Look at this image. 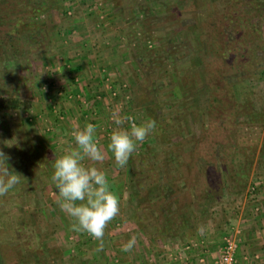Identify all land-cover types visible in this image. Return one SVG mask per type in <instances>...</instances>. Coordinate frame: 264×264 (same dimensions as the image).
<instances>
[{"label":"rangeland","instance_id":"rangeland-1","mask_svg":"<svg viewBox=\"0 0 264 264\" xmlns=\"http://www.w3.org/2000/svg\"><path fill=\"white\" fill-rule=\"evenodd\" d=\"M113 113L156 121L124 167ZM86 122L120 200L100 252L51 180ZM0 151V264H216L229 235L264 264V0H0Z\"/></svg>","mask_w":264,"mask_h":264},{"label":"clouds","instance_id":"clouds-1","mask_svg":"<svg viewBox=\"0 0 264 264\" xmlns=\"http://www.w3.org/2000/svg\"><path fill=\"white\" fill-rule=\"evenodd\" d=\"M40 79V77H39ZM117 126L109 135L108 150L118 167L127 165L139 143L150 136L156 128V121L148 119L136 123L131 116L112 114ZM128 124V127L123 125ZM71 135L75 147L55 158L51 180L58 191L56 204L72 218L70 230L87 233L98 242L100 252L104 248L106 226L120 211V200L102 167L105 153L97 139V125L86 122L83 127L73 129ZM9 157L0 151V196L16 189L21 183V174L9 171ZM85 161L92 162L86 164ZM136 244L131 237L122 244L121 251L128 253Z\"/></svg>","mask_w":264,"mask_h":264},{"label":"trees","instance_id":"trees-1","mask_svg":"<svg viewBox=\"0 0 264 264\" xmlns=\"http://www.w3.org/2000/svg\"><path fill=\"white\" fill-rule=\"evenodd\" d=\"M246 51V50H245ZM221 56L225 57L224 52H221ZM247 55L244 54L243 58H245ZM240 57L237 56V60L240 61L241 59H239ZM241 63V62H240ZM242 65V64H241ZM240 67V65H237ZM247 67V66H246ZM212 102L211 105L215 104L217 106V108H220L222 106H226L227 102L226 100H224L221 96H216L214 95L212 97ZM23 106V104L19 101V100H9V101H4L1 104V108L4 109H19ZM240 109V107H239ZM222 121H224V124H231L234 120H235V109H231L230 113H226L225 115L221 116ZM234 123V122H233ZM189 171V169H188ZM187 178V176L185 175V179ZM191 186V185H190ZM28 259H30V257H28Z\"/></svg>","mask_w":264,"mask_h":264},{"label":"built area","instance_id":"built-area-1","mask_svg":"<svg viewBox=\"0 0 264 264\" xmlns=\"http://www.w3.org/2000/svg\"><path fill=\"white\" fill-rule=\"evenodd\" d=\"M191 246L187 248L190 249ZM238 244L235 238L230 235L224 238V244L220 251V256L216 261V264H236V253Z\"/></svg>","mask_w":264,"mask_h":264},{"label":"crops","instance_id":"crops-1","mask_svg":"<svg viewBox=\"0 0 264 264\" xmlns=\"http://www.w3.org/2000/svg\"><path fill=\"white\" fill-rule=\"evenodd\" d=\"M193 244H194V243H192V244H188V246L193 245ZM191 247H192V246H191ZM194 247H196V245H193L192 249H193ZM188 252H190V250H189ZM186 253H187V251H186ZM219 256H220V254H219ZM200 260H201V259H200Z\"/></svg>","mask_w":264,"mask_h":264}]
</instances>
